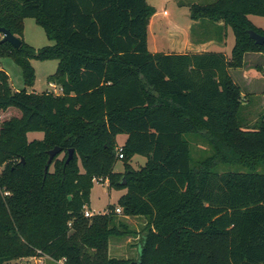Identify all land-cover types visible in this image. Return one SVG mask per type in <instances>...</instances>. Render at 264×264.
Returning <instances> with one entry per match:
<instances>
[{
    "label": "trees",
    "instance_id": "obj_1",
    "mask_svg": "<svg viewBox=\"0 0 264 264\" xmlns=\"http://www.w3.org/2000/svg\"><path fill=\"white\" fill-rule=\"evenodd\" d=\"M189 11L231 28L229 55L151 52L147 0H0V26L22 41L0 42V58L16 62L24 82L12 89L0 69V117L19 111L0 118V264H264V108L250 124L230 74L246 53H264L248 33L264 36L249 19L264 16V0ZM25 18L53 43L27 44ZM31 59L57 60L47 81L59 94L26 89L35 81ZM188 136L210 152L194 158ZM135 155L145 157L137 169ZM105 180L125 192L117 206L85 216L94 181ZM135 216L146 220L138 256L109 255L110 237L132 233L126 217Z\"/></svg>",
    "mask_w": 264,
    "mask_h": 264
},
{
    "label": "rangeland",
    "instance_id": "obj_2",
    "mask_svg": "<svg viewBox=\"0 0 264 264\" xmlns=\"http://www.w3.org/2000/svg\"><path fill=\"white\" fill-rule=\"evenodd\" d=\"M184 1V0H183ZM187 1V0H185ZM199 3H210L214 0H198ZM147 2L156 7V15L155 19L158 20V26L155 28L153 25L149 27V35L152 37L153 32H156V35H158L157 41H159L160 44V51H164L167 49V44L164 40H160L159 36L162 34L163 28L168 25L169 20H176V22L181 25V27H185L188 22L189 16V9L187 6L179 7L174 1L171 0H147ZM163 11L167 15L163 14ZM249 19L258 27L264 28V16H257V15H249ZM23 39L24 41L33 46L34 48L38 49L45 45H50L53 43V41L49 40L43 30V28L38 25L33 18H25L24 19V30H23ZM234 44V36L231 28H227V37H226V47L225 51L227 53H230L231 48ZM247 61V67L251 66V70L254 72L257 71V67L264 66V60L263 58H260L256 55V57H246ZM263 60V61H262ZM31 64L33 65L35 69V81L33 86L26 87L28 91L32 92H42L45 90H51L53 92L58 93L59 87L56 85L53 87V85H50L47 81L48 75L54 73L57 67V60L56 59H47V60H37V59H31ZM0 69L5 70V72L9 76V83L14 90H19L24 87L23 82V76L20 66L14 62L10 57H2L0 58ZM232 76L236 79L239 78L235 75L237 72V69H231ZM252 73V72H251ZM240 85H242L241 82H239ZM253 88L255 91H262L264 89V85L260 86V83L257 81L254 82ZM263 110V105L258 104L256 101V104L251 107L246 108V117L250 124L255 123L260 113ZM13 115H19V111L16 109L10 108L6 111L4 119L9 118ZM1 118V117H0ZM3 118H1L3 120ZM42 137V132H29L28 138L29 139H40ZM125 138L124 134H118L116 136V142L117 146L120 147L123 140ZM188 139L191 141V153L194 156V158H198L201 156H205L210 152L209 147L207 144L203 141H201L198 138H195L194 136L190 137L188 136ZM131 165L137 169L139 165H143L145 163V157L141 155H135L131 160ZM123 160L119 159L115 165V171H123ZM125 192L124 189H115L111 188L108 189L107 187V180L105 181H94L89 195V200L85 206V209L92 211L93 213H102L104 210H106L109 206H117V200L120 195H122ZM122 215L121 213L119 216ZM143 219H137L130 223L129 227L132 230V233H129L124 236H112L111 240H121L124 241L126 238L129 240L126 243V252H121V255L113 254L111 252L110 255L115 257H128V258H136L139 253V240L140 236L142 234V228H143ZM139 231H136V230ZM128 251V252H127ZM7 264H60V262H55L47 257H29V258H23L18 260H12L8 262Z\"/></svg>",
    "mask_w": 264,
    "mask_h": 264
},
{
    "label": "crops",
    "instance_id": "obj_3",
    "mask_svg": "<svg viewBox=\"0 0 264 264\" xmlns=\"http://www.w3.org/2000/svg\"><path fill=\"white\" fill-rule=\"evenodd\" d=\"M174 1L179 7L187 6L189 9L190 4L192 3H199L198 0H171ZM155 13L150 17L148 27H147V43H148V49L151 52H164V53H186V52H203V51H214V52H222L225 55H229L230 53H227L225 51L226 47V37H227V29L224 27V24L222 21L220 22H210L208 20L203 19H191L190 17V11L188 17V22L185 27H181L176 20H169L168 25H166L163 28L162 34H160L159 38L160 40H164L167 44V49L164 51L159 50V41H157L158 35H156V32H153L152 37L149 35V27L153 25L155 28L158 26V20L155 19V15L157 13L156 7ZM164 15H167L164 13ZM259 56L260 58H263L264 60V53L260 52H248L245 54L246 57H256ZM262 60V61H263ZM264 64V63H262ZM251 66L247 67V61L245 59V64L242 68L237 69L236 76L239 78L236 79L232 76V71L230 70V74L234 81L240 86L241 88V95L243 103L247 106L251 107L256 104V101L258 104L263 105L264 108V89L262 91H255L253 88L254 82L258 80L260 83V86L264 85V66L257 67L258 72H254L250 69ZM252 72V73H251ZM239 82L242 83V85L239 84ZM50 85H55L53 83H49ZM6 112V111H5ZM125 135V134H124ZM125 139V138H124ZM124 141V140H123ZM123 143V142H122ZM134 157V156H133ZM140 166V165H139ZM137 219H143V228H142V234L144 231V224L146 222L145 218L140 216L135 217H126L127 223L130 225V223ZM136 231H139L138 229ZM140 236V237H141ZM129 239L126 238V240L121 241L118 239L111 240V237L109 239V245H108V252L109 255L111 252L113 254L121 255V252H126V243ZM140 242V240H139ZM128 252V251H127ZM112 256V255H111ZM45 258V257H42Z\"/></svg>",
    "mask_w": 264,
    "mask_h": 264
},
{
    "label": "water",
    "instance_id": "obj_4",
    "mask_svg": "<svg viewBox=\"0 0 264 264\" xmlns=\"http://www.w3.org/2000/svg\"><path fill=\"white\" fill-rule=\"evenodd\" d=\"M0 33L3 34L2 38L0 39V42H8L15 48H19L21 46V43H22L21 39H19L17 36L12 34L8 29L0 26ZM248 33H249L250 37L255 41V43L262 44L264 42V36L255 32L254 30H249ZM59 151H60L59 147H54V148L50 149L48 151V154H49L48 162H50L52 157L56 153H58ZM71 155H72V150L69 151L67 161L71 158ZM46 169H47V167L45 168V170ZM123 182H124V180H123Z\"/></svg>",
    "mask_w": 264,
    "mask_h": 264
},
{
    "label": "built area",
    "instance_id": "obj_5",
    "mask_svg": "<svg viewBox=\"0 0 264 264\" xmlns=\"http://www.w3.org/2000/svg\"><path fill=\"white\" fill-rule=\"evenodd\" d=\"M164 13H165V11H164ZM2 36H3V34L0 33V38H2ZM54 86H56V85H53V87H54ZM58 87H59V86H58ZM60 92H61V88L59 87V92H58V93L54 92V93H55V94H59ZM118 156H119V157H122V154L119 153ZM115 212H116L117 214H120V213H122V210H121L120 207H117V208H115ZM92 214H93L92 211H89V210H87V209L84 210V215H85V216H90V215H92ZM61 263H62V262H61Z\"/></svg>",
    "mask_w": 264,
    "mask_h": 264
}]
</instances>
